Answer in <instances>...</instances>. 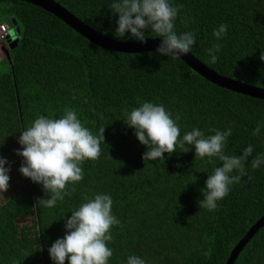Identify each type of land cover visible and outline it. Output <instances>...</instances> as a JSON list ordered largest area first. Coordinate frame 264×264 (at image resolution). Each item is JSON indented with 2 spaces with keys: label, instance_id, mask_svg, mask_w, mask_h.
Wrapping results in <instances>:
<instances>
[{
  "label": "trees",
  "instance_id": "1",
  "mask_svg": "<svg viewBox=\"0 0 264 264\" xmlns=\"http://www.w3.org/2000/svg\"><path fill=\"white\" fill-rule=\"evenodd\" d=\"M85 23L116 38L118 19L108 7L111 0H57ZM179 9L175 29L192 31L196 43L191 53L223 75L264 87V0H170ZM14 16L19 25L10 61L0 64V156L10 162L8 190L0 192V264H54L48 248L65 234V220L82 202L84 194H109L112 212L120 220L113 226L109 264H126L135 254L146 264H224L232 246L264 213V165L252 169L244 183L230 186L215 211L198 207L201 189L215 166L213 158L194 157L177 146L164 160L142 159L147 150L123 121L139 101L163 104L178 116L181 138L199 128L221 131L232 126L226 154L240 155L252 144L253 156L264 153V99L229 90L209 81L182 58L156 50L125 52L101 47L52 12L25 0H0V21ZM187 20V26L181 23ZM226 24L221 40L213 29ZM11 25V22L9 23ZM146 37H153L150 32ZM126 39L133 40L126 33ZM220 43L218 61L209 64L207 49ZM65 106L94 134L105 128L98 160L81 166L83 179L76 191L46 208L40 184L18 171L22 157L19 132L37 113L56 118ZM179 165V167H177ZM8 166V165H6ZM178 173V174H177ZM194 176L196 177L193 181ZM73 187V185H69ZM51 222V223H50ZM50 223V224H49ZM67 264V261H65ZM232 264H264V224L248 239Z\"/></svg>",
  "mask_w": 264,
  "mask_h": 264
},
{
  "label": "clouds",
  "instance_id": "2",
  "mask_svg": "<svg viewBox=\"0 0 264 264\" xmlns=\"http://www.w3.org/2000/svg\"><path fill=\"white\" fill-rule=\"evenodd\" d=\"M108 7L118 16L115 21L117 39H126L125 34L128 33L131 38L146 43L148 30L147 34L150 31L155 34L153 37L161 38L156 52L173 59L191 53L196 43L194 32L176 31L175 21L183 6H174L170 0H111ZM181 23L187 26L186 19ZM227 27L226 24H220L213 29L216 40L224 37ZM221 47L220 43H213L207 49L209 64L218 61L217 53ZM259 59L264 61V51L260 52ZM122 113L123 121L134 129L136 139L146 146L147 150L142 154L144 161L164 160L165 153L171 155L179 146L181 152L194 148L195 158H208L209 162L215 158L222 162V166H215L207 175L201 189L203 198L198 201L199 208L215 211L218 208L217 202L229 194L230 186L244 183L241 179L244 176L251 180L246 169L249 161L252 169L264 165V153L253 156L252 144L247 145L240 155L226 154L232 126L223 131L211 128L209 132L213 134L210 135L193 127L185 131L181 138V128L177 123L179 117H173L163 104L141 100L130 111L125 106ZM262 127L264 121L257 122L252 135L260 136ZM104 131L102 127L94 134L78 118L74 108L65 106L59 118L52 114L37 113L35 119L19 132L17 142L21 147L14 149V153L22 157L18 171L32 182L40 184L48 194L46 198L37 199L41 205L53 208L58 201L72 196L76 191L74 185L84 176L81 165L86 160L95 161L100 158L101 144H105ZM10 170V162L0 156L2 193L8 190ZM195 179L194 176L192 182ZM112 206L113 200L109 194H84L82 202L65 220V234L57 238L47 250L54 264H65V261L67 264H109L113 256V249L108 246L113 239L111 231L113 226L120 225V220L112 212ZM126 264H146V261L130 254Z\"/></svg>",
  "mask_w": 264,
  "mask_h": 264
},
{
  "label": "water",
  "instance_id": "3",
  "mask_svg": "<svg viewBox=\"0 0 264 264\" xmlns=\"http://www.w3.org/2000/svg\"><path fill=\"white\" fill-rule=\"evenodd\" d=\"M33 4L39 5L47 11L52 12L57 17L62 18L70 26L74 27L77 32L85 36L87 39L93 41L97 45L117 51L125 52H137L144 50H156L160 43V37H146V43H141L138 40H119L112 38L108 35L102 34L97 31L83 20L79 18L74 12H72L68 7L63 5L57 0H25ZM11 22V27L8 29V36L6 40H3L0 44V49L5 56V59L10 61V48L17 44L20 29L19 25L16 23L14 16L9 17ZM181 58L187 62V64L194 69L197 73L214 82L220 87L227 88L232 91L247 94L252 97H259L264 99V87L258 86L252 83H247L239 79L220 74L213 68L209 67L198 59L192 53L182 55ZM264 224V213L256 219L245 231V233L238 239V241L232 246L229 251V255L226 258L224 264H232L238 255L239 251L242 249L244 244L248 239L257 231V229Z\"/></svg>",
  "mask_w": 264,
  "mask_h": 264
},
{
  "label": "built area",
  "instance_id": "4",
  "mask_svg": "<svg viewBox=\"0 0 264 264\" xmlns=\"http://www.w3.org/2000/svg\"><path fill=\"white\" fill-rule=\"evenodd\" d=\"M9 23L0 21V44L8 36Z\"/></svg>",
  "mask_w": 264,
  "mask_h": 264
},
{
  "label": "rangeland",
  "instance_id": "5",
  "mask_svg": "<svg viewBox=\"0 0 264 264\" xmlns=\"http://www.w3.org/2000/svg\"><path fill=\"white\" fill-rule=\"evenodd\" d=\"M2 16H3V15H2ZM7 19H8V16H6V15L2 17V20H3V21H5V22H7V23H10V22L7 21ZM10 27H11V26H10ZM2 56H3V54H2V52L0 51V60H1V57H2ZM2 65H3V64H0V69L2 68Z\"/></svg>",
  "mask_w": 264,
  "mask_h": 264
},
{
  "label": "flooded vegetation",
  "instance_id": "6",
  "mask_svg": "<svg viewBox=\"0 0 264 264\" xmlns=\"http://www.w3.org/2000/svg\"><path fill=\"white\" fill-rule=\"evenodd\" d=\"M4 40H6V38Z\"/></svg>",
  "mask_w": 264,
  "mask_h": 264
}]
</instances>
